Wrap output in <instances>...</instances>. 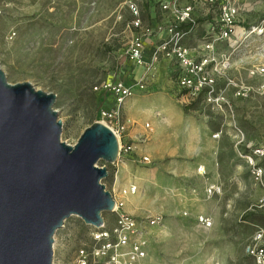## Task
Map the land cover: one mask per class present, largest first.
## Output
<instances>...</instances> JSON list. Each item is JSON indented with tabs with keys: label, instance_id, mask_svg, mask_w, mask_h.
<instances>
[{
	"label": "rangeland",
	"instance_id": "rangeland-1",
	"mask_svg": "<svg viewBox=\"0 0 264 264\" xmlns=\"http://www.w3.org/2000/svg\"><path fill=\"white\" fill-rule=\"evenodd\" d=\"M129 1L132 0H0V69L10 84L29 82L38 90L56 95L53 108L62 121L61 140L69 145H74L92 123L103 122L101 110L113 107L110 93L95 87L115 79L128 81L134 78L132 81H135L142 74L139 66L134 65L127 55L134 33L129 26L132 20ZM135 1L145 23L158 15V7L152 1L150 10L146 9L144 0ZM240 2L246 15L247 30L252 32L234 49L227 43H218L219 55L207 69L215 80L213 95L223 98L220 104L209 101L203 93L191 109L184 110V105L196 97L187 95L178 87L174 61L166 62L165 68L162 63V74H155L145 89L136 90L132 96V129L140 128L137 122L143 125L132 137L135 145L132 150L135 158L132 161V186L136 187L135 192H131L132 216L144 234L149 230L150 217L161 216L163 219L166 209L175 208L167 204L168 198L162 188L167 170L194 168L192 159L195 158V155L193 158L169 155L166 146L173 137L168 131L162 134L161 140L165 141L163 151L159 142L147 134L151 127L150 114L160 119L182 116L206 122L210 130L208 137L212 140L216 129L236 138L231 141L232 181L228 171L224 173L222 170L220 180L223 183L225 175V185L211 195L210 203L198 201L204 210L230 203L231 217L206 230L197 221H187L185 215L171 218L166 226L171 237L155 230L149 239L150 248L144 264H254L245 253V247L253 237L254 225L264 228V205L260 201L264 190L251 175L243 155L250 151L247 144L253 148L264 147V71L258 72L264 69V24L262 33H259L260 29H252L264 19V0ZM202 31L203 26L199 24L186 42L193 45ZM161 103H164V110L159 107ZM147 123L150 127H146ZM236 135H243L244 141L236 143L239 140ZM174 138L185 139L179 133ZM208 141L202 135L199 149L206 147ZM220 141L228 150V140ZM120 143H125L122 136ZM200 150L196 155L198 159L205 149ZM183 151L184 148H178L179 153ZM226 152L218 154V161L228 169L230 158ZM257 161L264 165V157H258ZM103 165L108 167V176L102 182L109 189L113 177L111 164L98 161L97 166ZM197 168L202 173V168ZM123 190L122 194H126ZM245 204H248L250 214L246 219V214L240 217ZM102 217L111 228L115 214L105 211ZM91 228L78 216L66 219L54 235L53 264H77L79 250L89 249L92 245Z\"/></svg>",
	"mask_w": 264,
	"mask_h": 264
},
{
	"label": "water",
	"instance_id": "water-1",
	"mask_svg": "<svg viewBox=\"0 0 264 264\" xmlns=\"http://www.w3.org/2000/svg\"><path fill=\"white\" fill-rule=\"evenodd\" d=\"M55 100L29 82L10 84L0 69V264H53L66 219L99 228L113 211L108 167L97 163L117 161L118 138L96 121L65 143Z\"/></svg>",
	"mask_w": 264,
	"mask_h": 264
},
{
	"label": "built area",
	"instance_id": "built-area-1",
	"mask_svg": "<svg viewBox=\"0 0 264 264\" xmlns=\"http://www.w3.org/2000/svg\"><path fill=\"white\" fill-rule=\"evenodd\" d=\"M151 1L157 5L158 15L147 23L141 18L137 2H128L132 13L129 26L134 33L127 55L134 65L142 70L140 78L135 81H132L134 78L128 81L115 79L94 88L110 93L114 101L113 107L101 110L100 115L104 124L118 138L119 156L135 148L133 144L120 143V138L126 130V121L122 114L123 105L136 90L145 89L148 80L155 76L161 60L174 61V70L180 71L174 75L177 76V85L182 92L186 91L187 95L197 97L201 91L206 90L208 100L220 104L219 101L223 98L213 95L215 80L207 71L208 66L215 62L219 55L217 44L224 42L234 49L239 41L252 32L247 30L246 15L242 12L240 0H144L148 5L147 10H150ZM199 24L203 26L201 36L193 45L188 44L187 38L196 32ZM263 24L264 19H261L252 27L253 31L260 29L259 33H262ZM263 71L261 68L258 72ZM146 127L149 125L146 124ZM218 136L219 133H216L213 137ZM238 138L236 143L244 141L243 135ZM246 147L250 151L245 152L243 158L250 167L251 175L264 190V165L257 161L258 157H264V147L253 148L249 144ZM143 159L148 160L146 156ZM200 171L204 173V169ZM135 189V186H131L129 192L134 193ZM218 191L219 188L214 185L206 190L208 196ZM123 193H126V190H123ZM113 198L114 224L108 228L103 218L99 228H91L89 235L92 245L89 249L84 247L79 250L77 264H141V260L145 258L147 241L143 230L138 226L137 220L124 211L123 201L114 196ZM261 205H264V195ZM161 222V216H155L148 220V225H159ZM197 222L205 229L212 226V220L203 214L198 215ZM254 227L253 237L247 243L245 253L252 258L254 264H264V228L257 224Z\"/></svg>",
	"mask_w": 264,
	"mask_h": 264
},
{
	"label": "crops",
	"instance_id": "crops-1",
	"mask_svg": "<svg viewBox=\"0 0 264 264\" xmlns=\"http://www.w3.org/2000/svg\"><path fill=\"white\" fill-rule=\"evenodd\" d=\"M166 62L170 61L161 60V62L159 63L156 72L157 76H160L162 74L161 66L163 63V67L165 68ZM165 73L167 72L165 71ZM161 106L164 110V103L159 104V107ZM155 108L160 109L157 106H155ZM122 114L126 121V130L123 133L122 137L125 142L124 145H129L132 144V137H135V135H137V133L143 128V125L137 122L140 128L132 129V97L127 99L124 103ZM149 118H151V127L150 124L147 123L150 127V131L147 134L151 139L159 142V147H161L163 151L165 149V141L161 140V138L164 131H168L170 132V137H173L171 140L172 142H167L168 144L166 148L169 150L168 154L177 156L179 155L180 158H193V156L195 155V158L192 159L194 168L189 166L185 170L178 169V171L176 170L177 172L167 170L166 172L167 179L164 182V186H162V188L164 189V192L166 193V196L168 198L167 204L174 205L175 208L166 209L165 212H163L165 219L164 216H162L163 219L161 224L153 226L148 225L147 228H149V230L145 231L144 234L147 244L146 256L143 259V264L148 257V251L150 248L149 239L156 232L155 230H160V233H168L167 235L171 237V231L166 232V226H168L171 218H179L180 216L185 215L187 221H197L198 215L203 214L209 217L212 220V226L216 227L219 222L227 217H231L232 215V206L230 203L227 205V203L225 202L223 205L221 204L220 206L213 207L210 210H204L203 208L199 207L198 201L202 200L210 203L213 198L211 196H208L206 192L207 188L211 185H214L220 190L222 184L225 185L226 176H223V183L220 180L222 170L224 173L228 171L230 177L229 180L232 181L231 141L232 139L234 140L235 137L230 136L229 134V136H227V132H225L224 134L222 129H220L219 131H217L216 129L212 133V136H214L216 133H219V136L213 137L214 139L212 140L208 137L210 134L208 124L206 122H200V120L198 121L194 118H186L181 116L176 118L169 117L166 119H160L153 114H150ZM178 133L184 136L185 139L181 141L176 140L174 137L178 135ZM202 135L205 137V139H209V141L206 143V147L200 148L205 150L204 152H202L203 154L201 155V159H198L196 155H199L201 151L199 149L200 146L198 145L200 143V138L202 137ZM145 138H147V135L145 136ZM218 139H225V141L228 140V150L226 147L221 145V141ZM179 147L184 148V151L182 153L178 152ZM222 151H228V158H230L228 159L227 164L228 169H226L227 166H222L219 164L218 154ZM195 159L197 160L195 161ZM134 160L135 158L132 157V151L121 153L117 161L114 164H111L113 177H111L108 186L113 196L117 200H122L124 202V211L130 215H132V193L129 192V187L132 186V161ZM197 166L204 169V174L198 172ZM123 189H127L128 192L126 194H122ZM182 208H185L186 210L183 211ZM247 211L248 204H245L240 217L248 213ZM153 217L155 216H152L149 219ZM198 225L200 224L198 223ZM200 227L203 228L202 226Z\"/></svg>",
	"mask_w": 264,
	"mask_h": 264
},
{
	"label": "trees",
	"instance_id": "trees-1",
	"mask_svg": "<svg viewBox=\"0 0 264 264\" xmlns=\"http://www.w3.org/2000/svg\"><path fill=\"white\" fill-rule=\"evenodd\" d=\"M146 9H148V5H147V4H146ZM205 91H206V90L201 91V92L198 94V96L192 100V102H190V103L187 104V105H184V110L187 111V110L191 109V107L195 104V102H197V101L201 98V95H202L203 93L205 94ZM183 92L185 93L186 91H183ZM248 213H249V212H248ZM248 213H246V215L244 216V219L248 218V216L250 215V214H248Z\"/></svg>",
	"mask_w": 264,
	"mask_h": 264
},
{
	"label": "bare ground",
	"instance_id": "bare-ground-1",
	"mask_svg": "<svg viewBox=\"0 0 264 264\" xmlns=\"http://www.w3.org/2000/svg\"><path fill=\"white\" fill-rule=\"evenodd\" d=\"M71 1V0H70ZM75 1H78V2H80V1H83V0H75ZM57 2V1H56ZM60 4V3H59ZM64 5V4H63ZM69 6V5H68ZM79 8H80V5H79ZM66 9H68L67 10V12H69V10H71L69 7L68 8H66ZM63 13H66V11L64 12L63 11ZM70 13H71V11H70ZM70 15V14H69ZM65 18V17H64ZM69 19V18H68ZM67 20V19H66ZM104 123V122H103Z\"/></svg>",
	"mask_w": 264,
	"mask_h": 264
}]
</instances>
